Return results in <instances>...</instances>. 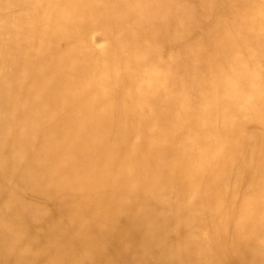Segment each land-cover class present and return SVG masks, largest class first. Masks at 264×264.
Returning a JSON list of instances; mask_svg holds the SVG:
<instances>
[{
	"label": "bare ground",
	"instance_id": "obj_1",
	"mask_svg": "<svg viewBox=\"0 0 264 264\" xmlns=\"http://www.w3.org/2000/svg\"><path fill=\"white\" fill-rule=\"evenodd\" d=\"M0 264H264V0H0Z\"/></svg>",
	"mask_w": 264,
	"mask_h": 264
},
{
	"label": "rangeland",
	"instance_id": "obj_2",
	"mask_svg": "<svg viewBox=\"0 0 264 264\" xmlns=\"http://www.w3.org/2000/svg\"><path fill=\"white\" fill-rule=\"evenodd\" d=\"M98 43H100V42H98Z\"/></svg>",
	"mask_w": 264,
	"mask_h": 264
}]
</instances>
